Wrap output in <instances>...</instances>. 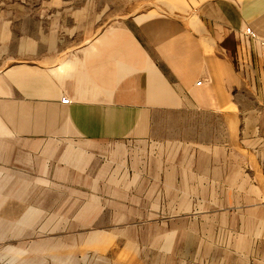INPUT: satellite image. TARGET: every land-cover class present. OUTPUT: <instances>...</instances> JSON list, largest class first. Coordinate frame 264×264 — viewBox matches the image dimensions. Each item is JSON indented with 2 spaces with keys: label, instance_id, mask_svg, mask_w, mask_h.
Masks as SVG:
<instances>
[{
  "label": "rangeland",
  "instance_id": "374dc122",
  "mask_svg": "<svg viewBox=\"0 0 264 264\" xmlns=\"http://www.w3.org/2000/svg\"><path fill=\"white\" fill-rule=\"evenodd\" d=\"M165 3L0 0V68L72 56ZM158 130L0 134V264H264V110L173 112Z\"/></svg>",
  "mask_w": 264,
  "mask_h": 264
},
{
  "label": "crops",
  "instance_id": "0c3cea01",
  "mask_svg": "<svg viewBox=\"0 0 264 264\" xmlns=\"http://www.w3.org/2000/svg\"><path fill=\"white\" fill-rule=\"evenodd\" d=\"M165 2L72 56L0 68V134L147 140L173 112L264 110V0ZM242 94L253 104H240Z\"/></svg>",
  "mask_w": 264,
  "mask_h": 264
},
{
  "label": "built area",
  "instance_id": "2783aa9c",
  "mask_svg": "<svg viewBox=\"0 0 264 264\" xmlns=\"http://www.w3.org/2000/svg\"><path fill=\"white\" fill-rule=\"evenodd\" d=\"M247 32H248L250 35H255L251 28H248V29H247ZM198 83L201 84L202 81H200V82H198ZM70 101H71L70 98H68V97H66V96L62 98V102H63V103H70Z\"/></svg>",
  "mask_w": 264,
  "mask_h": 264
}]
</instances>
